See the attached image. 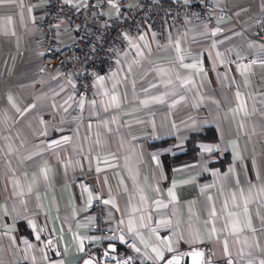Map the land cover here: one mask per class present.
I'll return each instance as SVG.
<instances>
[{
    "label": "crops",
    "instance_id": "obj_1",
    "mask_svg": "<svg viewBox=\"0 0 264 264\" xmlns=\"http://www.w3.org/2000/svg\"><path fill=\"white\" fill-rule=\"evenodd\" d=\"M212 1L234 20L169 25L164 44L140 23L90 98L73 76L38 72L46 0L0 3V264H79L87 249L99 252L108 239L91 231L97 199L107 226L140 246L138 264L195 249L206 264L264 262V43L254 39L264 0ZM59 27L60 44L76 37ZM207 127L217 141L173 165L190 133ZM161 140L170 142L153 147ZM48 235L59 255L44 247Z\"/></svg>",
    "mask_w": 264,
    "mask_h": 264
},
{
    "label": "built area",
    "instance_id": "obj_2",
    "mask_svg": "<svg viewBox=\"0 0 264 264\" xmlns=\"http://www.w3.org/2000/svg\"><path fill=\"white\" fill-rule=\"evenodd\" d=\"M115 5L107 14L101 5L92 10L67 4L64 0H46L41 19L38 22L37 43L41 48L38 72L58 71L74 77L79 94L85 98L93 95V83L100 71L108 73L115 58L114 50L128 34L135 33L140 23H149L159 41L164 44L169 25L185 32L188 23L204 22L211 26L216 19L227 17L234 20L230 8H217L212 0H106ZM60 24H67L76 37L65 44L59 43L62 33ZM254 39L264 43V15L257 23ZM22 57H20L21 61ZM247 62L254 61L247 57ZM75 113L82 114L79 110ZM91 231L107 242L102 243L99 252L91 249L85 256H92L97 264H138L140 246L133 236L122 229L113 230L106 224L107 208L101 199L91 207ZM42 243L49 255H59L56 235L43 237ZM108 244L117 250L111 251Z\"/></svg>",
    "mask_w": 264,
    "mask_h": 264
},
{
    "label": "trees",
    "instance_id": "obj_3",
    "mask_svg": "<svg viewBox=\"0 0 264 264\" xmlns=\"http://www.w3.org/2000/svg\"><path fill=\"white\" fill-rule=\"evenodd\" d=\"M217 133L212 127L204 128L200 131L192 132L186 139L185 148L183 151L172 156L171 163L173 165L185 164L193 162L197 159L199 153V143L200 142H216ZM170 140H161L153 144V147L162 146ZM229 161L228 154L219 158L216 164L223 168Z\"/></svg>",
    "mask_w": 264,
    "mask_h": 264
},
{
    "label": "water",
    "instance_id": "obj_4",
    "mask_svg": "<svg viewBox=\"0 0 264 264\" xmlns=\"http://www.w3.org/2000/svg\"><path fill=\"white\" fill-rule=\"evenodd\" d=\"M108 248L109 250L114 251V252L117 250L114 244H108ZM194 252L202 253V256L196 257L194 260L191 255V253H194ZM176 256L180 257V264H206L207 263L206 253L202 249H195V250H189L183 255L181 254L169 255L159 264H167L168 260ZM85 261H90L91 264H97V261L92 256H89V255L84 256L79 264H85Z\"/></svg>",
    "mask_w": 264,
    "mask_h": 264
},
{
    "label": "snow or ice",
    "instance_id": "obj_5",
    "mask_svg": "<svg viewBox=\"0 0 264 264\" xmlns=\"http://www.w3.org/2000/svg\"><path fill=\"white\" fill-rule=\"evenodd\" d=\"M4 2H5V0H0V3H4ZM105 203H107V201H105ZM171 250L172 249L169 247V251H171ZM191 255H192L193 259L195 260L196 257L202 256V253L194 252V253H191ZM158 258L159 259H164L163 254L162 253H158ZM85 264H91V262L90 261H85ZM167 264H180V257H178V256L173 257L172 259L167 261ZM262 264H264V262H262Z\"/></svg>",
    "mask_w": 264,
    "mask_h": 264
}]
</instances>
